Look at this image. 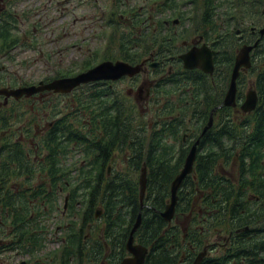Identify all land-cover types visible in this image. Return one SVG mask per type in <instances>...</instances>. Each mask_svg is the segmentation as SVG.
<instances>
[{"label":"trees","instance_id":"obj_1","mask_svg":"<svg viewBox=\"0 0 264 264\" xmlns=\"http://www.w3.org/2000/svg\"><path fill=\"white\" fill-rule=\"evenodd\" d=\"M21 2L18 0V4ZM176 3L177 0H163L158 11L175 9ZM122 4L123 0H116L109 13V18H114V22L111 35H105L107 49L95 52L93 58L82 63L78 71H58L56 77L75 76L103 59H121L135 65L144 54L156 48L157 39L145 35L163 33L162 21L157 24H150L149 21L144 26L137 22L131 24V31L125 30L117 23L125 8V4ZM133 11L130 9L131 13ZM195 14L201 21H195L191 35L202 36L207 44L218 51L215 61L217 76L214 77L216 88L207 76H199L198 72L192 71L185 72L181 78L177 74L170 75L157 95L167 101H152L145 115L132 102L115 101L111 104L103 101L107 107L105 110L116 115L115 124H121L106 128L108 138L98 144L91 138V133L84 129L81 146L83 158L89 163L82 169L86 183L80 187H63L65 193L71 196L68 217L75 215L78 201L75 195L81 189L82 223L79 226L74 220L66 221L67 243L62 252L50 255L47 248L52 241L51 231L46 230L47 226L52 227L51 219L58 211V200L45 202L49 205L48 216L41 202L34 201L33 243L31 247L23 246L19 250L24 255L30 254L35 264H49L45 260L47 256L59 264H88L100 258L106 246L105 240L85 242V232L93 225L91 222L97 218L98 211L103 212L102 218L106 223L105 238L116 248L112 264H121L129 256L126 245L140 214L142 224L134 235L138 244L150 249L146 264H180L183 253L187 259L184 264H192L212 240L228 238L229 235H232L231 243L226 246V251L213 256L211 262L204 261L202 264H264V238L259 237L261 231L264 233V39L255 49L253 62V70H257L256 89L260 96L258 108L247 115L241 113L238 121L235 110L222 106L220 99L228 87L235 49L240 45L236 32L241 29L251 38L252 28L256 32L264 28V0H201ZM24 16L27 19L28 12H24ZM21 19L19 14L15 17L8 13L4 23L0 24V34L4 37L0 42L2 51L20 44V40L11 39V34L20 33ZM135 20L139 21L138 16ZM118 32H121V39H117ZM113 47L116 50L114 54L109 51L114 50ZM180 82L191 83L195 88L186 95L189 101H170L175 96L173 89ZM245 84L243 79V86ZM105 95L101 87L85 85L78 88L73 97L80 101L85 110L97 113L94 103ZM201 95L203 97H199ZM193 96L198 98L190 101ZM97 104L102 105V102ZM214 110V125L201 138L194 172L184 180L178 191L176 220L188 223L185 246H182V229L177 225L170 227L162 214L171 202L172 183L180 174L192 144L183 143L184 135L188 133L189 139H199ZM117 159L121 163L127 161V172L115 170L108 178L106 166L116 163ZM5 164L8 166V162ZM144 164L148 169L149 182L144 207L141 208L139 182ZM220 165L226 169L236 167L238 176H222ZM89 177H93L94 183L87 180ZM2 178L5 179L6 175H2ZM2 188L9 190L10 185H2ZM54 190L57 191L56 186L52 187L50 195ZM11 194L9 190L8 195ZM31 202H20L24 220L31 212ZM98 207L99 210H96ZM247 227L248 231L236 233Z\"/></svg>","mask_w":264,"mask_h":264},{"label":"flooded vegetation","instance_id":"obj_2","mask_svg":"<svg viewBox=\"0 0 264 264\" xmlns=\"http://www.w3.org/2000/svg\"><path fill=\"white\" fill-rule=\"evenodd\" d=\"M26 1L29 0H25L22 3H25ZM141 1L142 2L139 3L137 0H126L124 8L125 11L130 9L134 10V15L131 17L137 18L138 16L139 21L134 19V22H132L131 17L129 19V17H125L124 14H121L120 17L117 18V23L119 22L118 24L123 25L124 29L128 30L127 27L130 24H135L137 22L144 26L149 21L150 24H157L159 21H162L164 24V32L153 34V38L158 41L156 48L144 54L145 56L140 58L135 64L142 65V70L139 74L133 77L125 76L117 81H101L91 84L97 88L101 87L106 94L103 98L97 99L94 103V105L96 104L97 113H91L89 115L85 114V112L82 113L85 109L81 106L80 101H76V98L73 97L76 90L67 95L47 90L29 96L24 95L20 98H15L10 95V92L13 90L28 87H40L42 85H47L54 80L61 79L56 77L57 75L48 74L50 69L49 66L46 68V65L49 64L50 60L49 55L42 48L44 44L39 42L37 39L34 40L30 38L31 34L38 32L40 29V27L35 24L33 18H27L25 22H21L20 20L21 26L27 25L25 26L26 29L21 33L11 34V39H18L21 41L19 45L14 46L11 49H7L6 51H2L0 49V264H2L1 260L5 259V257H8L7 260H5L8 261L9 264H12L14 257L20 255L29 259L28 261H24L20 264H35V261L30 254L24 255L19 250L20 247L23 246L31 247L33 243V234L35 232L34 218L36 216V212L33 208L34 201L41 202V205L48 216L49 205H46L45 202L49 201V199L53 201L58 200V211L55 212L54 217L51 219V222L53 221V225L52 227L47 226L46 230V232L49 230L51 231L50 241H52L49 242L48 245L56 242L58 246L52 251L47 250L48 254L52 255L63 251L64 246L67 243V237L65 235L66 221L74 220L76 223L78 222L79 226L81 225L83 219L81 189H78L75 195L76 199L78 198V201L75 204V215H73V217H68L70 212V205H68V203L71 196L70 194L65 193L63 187H69L71 185L80 187L86 183V179H84V176L82 175V169L89 163L83 158L84 155L81 146V134L84 129L91 133V138L94 139L93 141L95 144H98L105 138H108L105 130L106 128L119 126L121 124H115L116 121H114V118L116 115L109 113V110H105L107 107H105L106 105L103 104V101H108V103L111 104L115 101H123L129 104V100L133 98L134 91L136 89L137 93L135 94L136 98H134V101H136L139 106H146V111H141L143 115H145L149 110L152 101H167V99L157 97V95L161 93V90H159L160 87L167 83L168 77L172 74H177V76L181 78L184 76L185 72H198L199 76H207L210 81H212L214 87L217 85L216 82H214V77L217 76V68L215 65V61L218 56L217 49H215L213 45L207 44L202 36L196 35L192 37L193 35H191V33L189 35L187 29H184L186 24V27L190 25L192 20V18H190V14H192L191 10L193 9L196 12L200 0H187L186 2H183V4L180 3L182 0H177V7L175 9L168 8L167 13L158 15L150 12L152 8L156 6H150L148 3L150 0ZM130 2H132V4ZM160 2L159 4H163V1ZM21 4H18V0H0V24L4 23L8 13L18 17ZM23 6L22 9L25 8ZM180 6L182 8H185L186 6L189 7V13L186 14L182 8L180 9ZM170 10H174L176 18L173 17L174 14H171ZM178 10L179 12L177 14L176 11ZM168 13L170 14L167 15ZM30 15L31 13L29 12L28 16L30 17ZM124 20L128 22V25L125 24ZM103 22L104 26L108 30L106 35H111L113 31L112 25L114 18H109L107 16ZM109 22L110 25L108 26ZM13 25L16 24L13 23ZM239 31L240 34L236 32V37L240 44L239 47L241 46V48L244 45H253L260 38L259 32L250 31L253 35L251 38H248L247 33L243 32L241 29H239ZM3 38L2 34H0V42ZM263 39L264 37L262 40ZM253 40L255 41L254 43L252 42ZM26 43H28V45H26ZM78 46L81 47L80 44H73L72 48L76 49ZM107 46L108 42L105 44L103 49L106 50ZM204 46H207L211 49V51L216 52V54L213 55L214 73L212 75L204 73L200 68L186 69L184 67L182 56L188 54L190 51L201 49ZM239 47L235 49V60L239 50L241 49H239ZM17 50H23L33 59L29 61L21 60L16 54ZM254 52L255 49L251 52L252 66L249 69H242L237 81V106L231 108L235 110L234 112L238 121L241 119V113H243L241 111V105L244 101H246L247 93L250 90H255L259 96L256 89L257 70H253V62H255L256 58ZM35 58L36 66H39V64L42 63L45 67L42 74L39 76L33 75L31 76L32 79L28 80L31 74L24 76L23 72L26 70L29 62L31 65H34ZM105 61L116 62L122 60L106 59ZM97 65H99V63L95 66ZM233 68L231 74L228 75V87L224 91V94L220 97L221 101L225 100L231 82ZM66 70L68 69H65L64 71ZM253 76H255V79H251ZM243 79H245L246 82L245 86H243ZM122 83H128L131 86V88L127 91L126 96H124L119 90H115L117 89L116 86ZM190 84L191 83L187 82L178 83L173 89V94L175 96L171 97L170 101H189L186 99V95L195 89ZM249 85L253 86V89L250 87L247 88ZM186 86L189 87L186 88ZM239 87L242 89L247 88V91L244 92L243 90H240ZM3 90H5V92H3ZM111 94L112 96H110ZM57 97H60L61 101H74L80 107H76L75 105L62 106L61 104H58L61 101L57 99ZM199 97L203 96L201 95ZM197 98L198 97L193 96L190 101H195ZM200 101H203V99ZM98 102H102V105L104 106L97 104ZM69 106L70 110L68 111L67 108ZM215 112L216 110L211 113V116H213V125ZM125 119H127V116ZM202 134L203 132L197 140L189 139L190 134L188 133L184 135V144H190V142H192L189 153L197 141H200L201 143V138L205 135ZM199 145L197 146V154ZM118 155L119 154H117L116 157ZM12 159H14V161L10 162ZM5 162H8V166ZM127 165V161H122L121 163L120 159H117L116 163H110L106 166V176L109 178L115 170L120 172V170L123 169L124 172H127ZM223 167L222 165L219 167V170L222 172V176H234L231 175L233 173L230 174V170L236 169V167L232 169H226ZM145 172L146 185H148L149 173L146 165L144 164L141 179ZM2 175H6V178L3 179ZM236 176H238L237 169ZM87 180L94 183L93 177H89ZM2 185H10L9 190L12 191V194L8 195L9 190H3ZM40 186H42V188L38 189ZM55 186L57 187V191L54 190L55 194L53 193L50 195L52 187ZM25 200L32 202L30 203L31 212L30 214H27L26 219L24 220L21 216L23 213V206H20V202ZM102 214L97 215V218ZM47 222L50 223V219H48ZM102 222L103 226L101 227V235H92L94 229L93 225H90L87 229L85 242L90 240L94 243L96 241L105 240L106 244L104 252L101 256L102 258H97L96 261L91 260L88 264H112L115 260L116 248L109 243L110 240H106L104 233V230L106 232V223L104 220ZM168 223L170 227L177 225L182 229L183 241L181 244L182 246H185L184 240L188 233V223H179L176 220V212L173 220ZM248 230L249 228L247 227L244 230H238L236 233ZM262 233L263 232L261 231L259 235L260 238H264V233ZM89 236H92V239ZM231 237L232 235H229L228 238L219 237L217 240H212L211 243L207 244L203 251L199 253V255L206 253L202 262H211V258L213 256L226 251V246L231 243ZM134 241L135 245H140L135 240V235ZM147 249L149 255L150 249ZM130 256L131 255L129 254L128 257ZM76 258L78 261L80 260L79 254H77ZM45 260L48 261L49 264H59L58 262H54V258L52 257L48 258L47 256ZM186 260V256L183 253L180 256V264H184ZM194 262L192 264H194ZM202 262L200 264H202Z\"/></svg>","mask_w":264,"mask_h":264},{"label":"rangeland","instance_id":"obj_3","mask_svg":"<svg viewBox=\"0 0 264 264\" xmlns=\"http://www.w3.org/2000/svg\"><path fill=\"white\" fill-rule=\"evenodd\" d=\"M152 1L153 0L148 1L149 5L150 6L156 5V6L152 8V10L150 11L151 13H156V15H158L168 12V10L164 12L158 11L161 9L157 8V6H159V2L163 0H154L153 3ZM186 1L187 0H182V2L180 3L183 4V2ZM222 1H226V0H222ZM125 2L126 0H123L122 5H124ZM137 2L140 3L142 1L137 0ZM115 3H116L115 0H61L60 2H56V0H29L21 4V8L19 9L18 12V14L22 18L21 22L23 21L25 22L26 20L24 18L26 17L24 16V12H28V13L30 12L31 15L30 17L28 16V18H33V20L37 22L40 27L38 32L31 34L30 38L34 40L37 39L39 42H42L44 44L42 48L49 55V60H50L49 64L46 65V68L49 66L50 69L49 72L47 71L49 75H54L55 72L61 69L78 70L82 63L88 61L90 58H93L97 50L104 51L103 48L107 43L104 35L107 34L108 30L104 26V22L102 21V17H103L102 15H106L105 18H107L108 14L110 13ZM130 3L132 4V2ZM200 5H201V0H200ZM22 6L25 8L22 9ZM121 8L124 7L121 6ZM181 8L182 7L180 6V9ZM182 10H184V12L187 14L189 13L190 8L186 6L185 8H182ZM178 12L179 10L176 11L177 14ZM170 13L174 14L173 17L176 18L174 10H170ZM170 13H168L167 15H169ZM191 13L192 14H190V18H192V20L190 25L188 27H186L187 24L184 26V29H187L189 35L193 30V27H195L196 24L195 21L197 22L201 21V18L199 16L198 17L195 16L196 15L195 10L192 9ZM123 14L125 15V17H129V19L132 15H134L133 12L131 13L130 10L125 11V9H123ZM131 19L132 22H134L135 18L131 17ZM124 22L126 25H128V22H126L125 20ZM25 26L27 25L20 26L21 28L19 30L20 33L26 29ZM127 28L129 29V31H131L132 30L131 24ZM152 30L150 29V32H152ZM146 36L150 38L151 36H153V33H149ZM121 38H122L121 32H118L117 39H121ZM28 43H26V45H28ZM73 44H78V45L80 44L81 47L78 46L76 49L72 48ZM144 45L145 43H143V46ZM240 48L241 46L239 47V49ZM109 51L114 54L116 50L114 49ZM16 54L21 60L29 61L33 59L29 57L23 50L22 51L17 50ZM105 60L106 59H103L102 61ZM98 63H100V61H98ZM44 67L45 65H43L42 63H40L39 66H36V58H35L34 65H31L29 62L28 66L26 67V70L23 72V75L25 76L27 74L29 75L31 74L30 77L28 78V80H31L32 79L31 76L33 75L39 76L40 74H42ZM251 79H255V76L251 77ZM248 87L253 89V86L251 85L247 86V88ZM116 88L117 89L115 90L117 91L119 90L124 96H126L127 91L131 88V86L128 83H122L117 85ZM247 88L244 89L240 88V90L246 92ZM136 93L137 90L135 89L134 96L129 101L132 102V104H136L137 108H139L140 111H146L147 109L146 106L143 105L139 106L137 102L134 101V98H136L135 97ZM57 99L61 101L60 97H57ZM58 104H61L62 106L75 105L76 107H80L76 102L70 100L61 101ZM67 109L69 111L70 106ZM84 111L85 114L87 115L91 114L89 109ZM231 173H233V175L236 176V169L230 170V174ZM96 210H99V207ZM100 210L102 209L100 208ZM99 214H102V211H100ZM102 216L103 214L91 222V224H93L94 227L92 232L93 236H98L102 234L101 227L103 226L102 221L104 220ZM104 227H105V223H104ZM85 234H87V232H85ZM89 237L92 239V236ZM57 246L58 244L56 242L50 243L48 245L47 250L52 251ZM7 258L8 257H5L6 260ZM5 259L1 260V263L9 264V262L6 261ZM28 260L29 259L23 255L15 256L14 259L12 260V264H20Z\"/></svg>","mask_w":264,"mask_h":264},{"label":"water","instance_id":"obj_4","mask_svg":"<svg viewBox=\"0 0 264 264\" xmlns=\"http://www.w3.org/2000/svg\"><path fill=\"white\" fill-rule=\"evenodd\" d=\"M255 31V29H253ZM240 34V31H237ZM260 39L256 41L253 45H244L238 52L235 65L232 72L231 82L223 101V106L231 108L237 106V81L240 76L242 69H249L252 66L251 63V52L258 47L259 42L264 37V28L259 31ZM216 54L215 51L207 46L202 47L198 50L190 51L188 54L182 56L184 61V67L186 69L200 68L204 73L212 75L214 73V60L213 55ZM142 70V65H131L123 61H105L101 64L82 72L73 77L61 78L54 80L47 85H42L40 87H28L23 89H17L10 92L11 96L15 98H20L24 95H33L41 91H54L58 94H71L77 88L83 85H89L101 81H117L125 76L133 77L139 74ZM5 92V90H3ZM259 104V96L255 90H250L247 93L246 101L241 105V111L244 114L252 113L256 110ZM213 125V116H211L209 124L205 127L204 135ZM200 141L192 147L189 155L185 160V164L180 174L172 183L171 187V202L167 206L165 212L162 214L163 218L171 222L175 216L176 207L178 204V191L181 188L184 180L193 173L194 164L197 158V146ZM141 183V208L144 207V198L147 190L146 185V172L143 174ZM68 200V199H67ZM99 215V214H97ZM142 224V215L138 216V220L134 225L131 237L127 243V251L131 255L130 257L124 259L121 264H145L146 257L148 255V249L135 245L134 234L137 229ZM206 253L200 254L195 260L194 264H200Z\"/></svg>","mask_w":264,"mask_h":264}]
</instances>
